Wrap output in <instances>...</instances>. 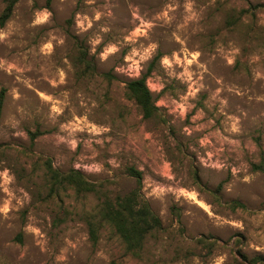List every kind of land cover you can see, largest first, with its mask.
<instances>
[{"label":"rangeland","instance_id":"rangeland-1","mask_svg":"<svg viewBox=\"0 0 264 264\" xmlns=\"http://www.w3.org/2000/svg\"><path fill=\"white\" fill-rule=\"evenodd\" d=\"M255 3L264 0L15 3L0 25V264L264 259V44L247 41L249 17L224 25ZM84 54L95 69L79 65ZM154 56L158 117L143 118L125 82ZM46 162L81 170L109 196L132 190L126 170L138 169L162 228L138 257L108 226L93 241L85 215L99 194L50 193Z\"/></svg>","mask_w":264,"mask_h":264},{"label":"trees","instance_id":"trees-1","mask_svg":"<svg viewBox=\"0 0 264 264\" xmlns=\"http://www.w3.org/2000/svg\"><path fill=\"white\" fill-rule=\"evenodd\" d=\"M5 5L0 13V25L2 26L11 16L15 3L18 0H2ZM51 0H46L49 4ZM259 12L264 13V3L249 4L247 8H242L227 15L224 25L227 29H234L237 25L244 23L247 17L250 22L246 23L245 37L249 43L264 44V24H257L256 18ZM158 57L154 56L147 65L144 72L139 76L129 78L125 82L126 95L134 101L139 108L143 118L158 117V107L155 105L152 92L147 85V77L150 75L154 61ZM84 64L83 69L93 70L95 65L86 55L79 57V65ZM82 67V66H81ZM3 104V94H0V113ZM38 132L30 133L34 138ZM129 175L136 180V186L127 193L109 196L102 191V183H96L89 179L79 169L70 168L59 170L52 166L50 162L45 163L44 176L50 193L57 194L59 191L71 190L73 194L82 196L88 193L99 194L100 202L95 208L85 215V222L88 226L90 238L95 241L101 227L108 226L120 237L125 251L133 256H140V252L145 243L146 237L154 231L162 228L159 216L151 209L149 203L143 199L141 194L142 173L134 167H128ZM195 180L199 183L197 172H194ZM235 205L243 206L235 201ZM241 260L236 264L247 262V257L240 255ZM249 264H264V259L260 256L252 257Z\"/></svg>","mask_w":264,"mask_h":264}]
</instances>
